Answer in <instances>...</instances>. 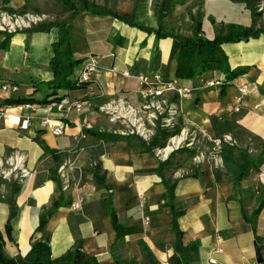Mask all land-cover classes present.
I'll return each mask as SVG.
<instances>
[{"label": "crops", "instance_id": "obj_1", "mask_svg": "<svg viewBox=\"0 0 264 264\" xmlns=\"http://www.w3.org/2000/svg\"><path fill=\"white\" fill-rule=\"evenodd\" d=\"M26 1L0 0V12L34 11L67 20L72 55L81 61L75 74L90 59L97 60L101 71L95 84L70 91L60 101L86 102L81 116L71 112L62 117L47 105L5 107L8 98L41 101L50 94L48 64L57 31L18 33L6 51L0 50V107L6 110L0 158L18 154L28 172L20 181L0 179L5 255L24 258L33 243L47 241L52 259L79 245L80 253L95 264H264V35L226 42L246 30L264 29V0H172L162 19L154 7L165 0H87L94 12H81L71 21L66 10H25ZM113 14L132 16L151 32ZM195 22L199 37L222 42L220 50L237 77L228 80L218 70L192 79L176 76L182 45L195 40ZM153 74L192 90L190 98L165 94L178 109L177 133L184 130L193 143L166 161L155 157V148L140 149L141 140L113 143L89 133L111 135L99 106L115 99L139 106L137 77ZM219 81L223 84L206 86ZM250 83L257 89L240 96L238 88ZM4 85L17 87V92H2ZM24 119H29L28 128L20 130ZM44 119L62 125V135L41 128ZM224 137L234 145L215 147ZM196 154L204 160L192 161ZM78 202L81 209L72 210ZM53 203L58 208L43 232H37Z\"/></svg>", "mask_w": 264, "mask_h": 264}, {"label": "built area", "instance_id": "obj_2", "mask_svg": "<svg viewBox=\"0 0 264 264\" xmlns=\"http://www.w3.org/2000/svg\"><path fill=\"white\" fill-rule=\"evenodd\" d=\"M26 19V20H25ZM25 19L11 18L8 16H0V33L12 34L16 29L29 26L31 23L36 24L41 19L33 17H25ZM100 67L97 60L90 59L82 65L78 71V80L84 84H95L96 75L100 73ZM112 76H116V71L110 70ZM127 76L126 74H123ZM140 88L142 89V102L139 106H133L123 99H115L99 106V113L106 119L111 126L109 134L119 137H135L146 145H149L155 138L158 140L165 135L166 141L162 148H155L154 155L160 161H166L173 154L189 149L193 143L188 139V134L181 130L177 133L175 119L178 116V109L169 104L165 98V94L173 93L180 97L190 98L192 90L188 87L178 85L175 81H166L159 74H153L151 77L140 75L137 77ZM219 82H209L207 87L222 85ZM256 83L242 85L238 88L240 96H245L251 91L256 90ZM2 92L15 93L17 87L4 85ZM89 105L82 100H73L65 102H52L47 105L50 111H56L66 117L69 113L75 112L78 116L85 113V107ZM6 110L0 107V124L4 120ZM29 125V119L20 122V130H26ZM41 128L49 129L54 136L62 135V125L55 126L49 120L44 119L40 123ZM223 144L234 145L230 137H224L220 141H215L214 146L220 147ZM204 160L202 154L197 155L193 161L200 163ZM28 176V172L24 168V158L18 154L11 155L6 159L0 158V179L3 181H20ZM72 210L81 209V203L72 205ZM214 264V262H212Z\"/></svg>", "mask_w": 264, "mask_h": 264}, {"label": "trees", "instance_id": "obj_3", "mask_svg": "<svg viewBox=\"0 0 264 264\" xmlns=\"http://www.w3.org/2000/svg\"><path fill=\"white\" fill-rule=\"evenodd\" d=\"M61 3L68 8L69 11L76 14H80L84 11H93L91 5L87 0H80V5L77 6L74 2L70 0H59ZM166 1V2H165ZM163 4L159 7H154L156 15L159 19H162L169 11L170 6L173 3L172 0H165ZM252 16L254 14L253 5L251 2L248 3ZM119 21L128 24L131 27L143 30L147 33H150L151 30L143 28L137 25L132 16H117L112 15ZM66 24H48L40 25L33 29L28 30V33H39V32H49L51 29H56L58 40L52 44L53 57L48 64V69L52 74V80L47 83V87L50 90V94L41 101H34L32 99H12L8 98L3 101L5 107H17L21 105H38L44 106L52 102H60L65 98V94L81 88L82 86L88 85L79 82L75 70L80 65V60H75L72 55V50L69 41L68 32L65 29ZM199 27L197 22H195L194 36L195 40L192 43H184L182 45V51L177 61L176 76L178 78L192 79L199 75L204 74L209 70H218L221 73L225 74L228 80H232L238 76L239 72H232L229 68L226 57L220 50L221 41H206L199 37ZM260 35H264V29H259L253 31L252 29L246 30L242 35H232L226 42L234 43L242 40H248L249 38H258ZM3 41L0 42V50L6 51L7 44L10 42L12 35H3ZM89 133L96 137L97 139L103 141H110L113 143L116 142H130V140L138 138L135 137H119L114 135H107L105 133L95 134L89 131ZM139 140V139H138ZM137 140V141H138ZM159 140L155 138L149 145H146L142 141H138V146L140 149L145 151H151L153 148H162L158 147ZM47 152L48 150L44 148ZM168 197H172V187H168ZM58 208V205L53 203L50 210L42 214L40 218V225L37 229V232H43L44 226L49 216H51L55 210ZM178 214L174 213V225L173 229L175 233L179 236V232L176 228L175 220ZM112 223L114 229L118 230L116 227V219L112 216ZM10 229L6 227V233L9 236ZM118 235H121L118 232ZM177 250L181 253L184 250L181 248L179 241L176 244ZM0 264H95L94 261L87 259L85 256L80 253V247L77 245L72 251L67 254L57 258L52 259L50 249L47 245V241H38L31 245L30 251L24 258H8L3 252V242L0 236Z\"/></svg>", "mask_w": 264, "mask_h": 264}, {"label": "rangeland", "instance_id": "obj_4", "mask_svg": "<svg viewBox=\"0 0 264 264\" xmlns=\"http://www.w3.org/2000/svg\"><path fill=\"white\" fill-rule=\"evenodd\" d=\"M4 1V0H3ZM72 2H74V4H76L77 6L80 5V0H70ZM45 10L46 12H56L57 10H66L68 11L69 13H71V18L68 19V21H71L72 18H74L75 16H77L78 14L74 13V12H71L68 10L67 7H65L61 1L59 0H40L39 2H37V4H33V1L32 0H27L26 1V6H25V10ZM8 16V17H11L13 19L15 18H19V19H25V17H33L34 19L35 18H39L41 19L40 22H37L36 24H30L29 26H24V27H21L20 29H16V32L15 33H12V34H7V33H0V34H3V35H16L18 33H24V32H27L28 30L30 29H33L35 27H38L40 25H48V24H58V25H61V24H66L67 20H64V19H58V18H55V19H49L48 17L46 16H43V15H40L38 13H35L34 11H30V12H14V13H4V12H0V16ZM26 20V19H25ZM2 36H0V40L3 41V39H1ZM166 141V137L165 135H162L161 138L159 139V143H158V147H161L162 145H164ZM183 151H187L186 149L184 150H181L179 151L178 153H183ZM176 154V153H175ZM174 155V154H173ZM198 155V154H196ZM208 157V154H205V158ZM193 159V158H192ZM193 161V160H192Z\"/></svg>", "mask_w": 264, "mask_h": 264}, {"label": "water", "instance_id": "obj_5", "mask_svg": "<svg viewBox=\"0 0 264 264\" xmlns=\"http://www.w3.org/2000/svg\"><path fill=\"white\" fill-rule=\"evenodd\" d=\"M257 259L260 260V255H259V253H258Z\"/></svg>", "mask_w": 264, "mask_h": 264}]
</instances>
